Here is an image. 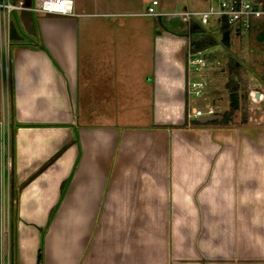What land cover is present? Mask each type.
<instances>
[{"label":"crops","instance_id":"crops-1","mask_svg":"<svg viewBox=\"0 0 264 264\" xmlns=\"http://www.w3.org/2000/svg\"><path fill=\"white\" fill-rule=\"evenodd\" d=\"M151 2L33 14L34 33L20 15L0 52V264L11 179L13 264H264V114H235L264 80L234 105L228 88V124H189V24Z\"/></svg>","mask_w":264,"mask_h":264},{"label":"built area","instance_id":"built-area-1","mask_svg":"<svg viewBox=\"0 0 264 264\" xmlns=\"http://www.w3.org/2000/svg\"><path fill=\"white\" fill-rule=\"evenodd\" d=\"M218 8L210 6L208 9H186L178 13H164L156 8L158 0H152L145 15L163 16L175 14L184 17L188 24L196 21L202 27L210 23L212 15L220 18V22H227L235 27L237 33L248 30L252 26L253 18L264 19V0H217ZM28 11L32 14L75 15V0H33L30 3L24 0H0V52L7 56L12 46L11 27L15 12ZM263 39H264V32ZM189 44L191 35L188 31ZM210 60L205 51H193L188 47L186 55V97L187 120L200 119L206 115L217 114L216 109L207 105H196L197 99L204 97L207 81L204 72L210 66ZM2 75L8 87V64L2 67ZM3 184L2 194V229H1V264H13L12 234L10 220V192L9 183ZM7 210V211H6ZM7 212V213H6Z\"/></svg>","mask_w":264,"mask_h":264},{"label":"rangeland","instance_id":"rangeland-1","mask_svg":"<svg viewBox=\"0 0 264 264\" xmlns=\"http://www.w3.org/2000/svg\"><path fill=\"white\" fill-rule=\"evenodd\" d=\"M30 2L33 0H24ZM92 0H75L77 5H82L85 9L90 10V2ZM165 2L167 8L173 9V0H160ZM192 1V3L190 2ZM189 2V3H188ZM186 4V8L192 9H208L210 6L218 8L217 0H180L178 8ZM190 4V7H188ZM185 8V7H184ZM12 24L16 26L19 32L20 13L15 12ZM223 23L220 22V18L216 15H212L210 23L205 26L206 31L216 39L217 44L205 50V54L208 55L210 60V66L204 72L205 80L207 81V89L209 91L219 93L216 94L215 98L218 101L213 102V95L201 97L196 100L195 104L206 107L207 105L213 106L216 110L223 109V103L228 100V88H231L230 77L234 76V79L238 81V93L244 96L252 88L255 80H264V39L260 40L259 36L261 32H264V19L253 18L252 26L248 30H242L241 33H236L234 26H229V44L225 45L222 42L223 37ZM31 36V34H30ZM235 60L237 71H234L231 63ZM9 81V80H8ZM5 86L6 79L4 77ZM222 95V96H221ZM235 113L236 116L242 120H247L250 116L261 118L264 114V101L254 102L250 98L248 101L242 100L240 107ZM7 133V131H5ZM10 188V184H9ZM7 190V186H6ZM10 196V220L12 216V198ZM7 211V210H6ZM7 213V212H6Z\"/></svg>","mask_w":264,"mask_h":264},{"label":"trees","instance_id":"trees-1","mask_svg":"<svg viewBox=\"0 0 264 264\" xmlns=\"http://www.w3.org/2000/svg\"><path fill=\"white\" fill-rule=\"evenodd\" d=\"M30 1V0H29ZM31 2V1H30ZM29 2V3H30ZM21 19L24 29L29 33H34L35 31V22H34V16L31 12L28 11H22L21 12ZM223 37L222 42L225 45L229 44V24L227 22H223ZM189 33L191 35L190 38V49L193 51H205L206 49L215 46L217 44V41L215 38H213L205 29V27H202L199 25L196 21H191L189 25ZM11 38L13 40L19 39V34L17 32L16 26L12 24L11 27ZM234 60V59H232ZM232 68H234V71H237L235 60L233 63H231ZM231 88H230V102L232 105L239 103V93H238V81L234 79V76L230 77ZM223 116L221 118H216L213 120H206L201 121L199 119H193L191 122H188L189 124L193 126H201V125H226L230 122V111L226 110L222 112ZM244 121V120H243ZM10 194H11V200H12V213L14 211V199H15V188H14V182L13 179H11L10 183ZM13 215L11 216V234H12V252H13V245H14V239H13Z\"/></svg>","mask_w":264,"mask_h":264},{"label":"water","instance_id":"water-1","mask_svg":"<svg viewBox=\"0 0 264 264\" xmlns=\"http://www.w3.org/2000/svg\"><path fill=\"white\" fill-rule=\"evenodd\" d=\"M259 39L260 40L263 39V33L260 34ZM258 96H259V93H256V97H258ZM222 116H223L222 114L206 115V116L200 117L199 120H201V121L213 120V119H216V118H221Z\"/></svg>","mask_w":264,"mask_h":264}]
</instances>
